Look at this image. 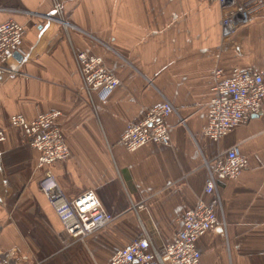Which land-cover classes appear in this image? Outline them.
<instances>
[{
    "label": "crops",
    "instance_id": "0c3cea01",
    "mask_svg": "<svg viewBox=\"0 0 264 264\" xmlns=\"http://www.w3.org/2000/svg\"><path fill=\"white\" fill-rule=\"evenodd\" d=\"M63 2L64 23L50 0H0V25L25 27L18 73L0 80V264H108L144 236L162 249L204 193L205 160L233 147L249 166L218 181L219 225L197 241L201 264H264V107L218 142L203 135L216 71L264 73V12L225 40L215 0ZM75 52L103 57L121 82L104 101L94 94L95 108ZM165 102L175 109L167 119L171 146L128 151L126 127ZM53 111L61 112L70 156L38 169V152L10 117ZM47 173L68 200L94 192L114 221L84 241L70 236L40 188Z\"/></svg>",
    "mask_w": 264,
    "mask_h": 264
},
{
    "label": "built area",
    "instance_id": "2783aa9c",
    "mask_svg": "<svg viewBox=\"0 0 264 264\" xmlns=\"http://www.w3.org/2000/svg\"><path fill=\"white\" fill-rule=\"evenodd\" d=\"M222 9L223 39L232 38L242 27L264 12L263 0H215ZM56 17L64 23L63 0H50ZM25 27L8 21L0 25V80L5 74L16 75L23 59L21 47ZM75 60L82 77V91L95 108L94 94L106 100L120 86L119 78L105 64L103 57L75 52ZM214 96L208 110V123L203 135L218 142L233 129L247 124L254 116L263 114L264 73L254 69H235L232 77L224 78L222 71L215 74ZM175 112L169 102L149 110L144 121L130 124L121 137V143L130 152L149 143L171 146L170 126L167 119ZM60 111L40 113L29 120L23 114L10 117V125L23 131L31 149L38 152V169L66 160L70 150L63 129L58 123ZM5 135L0 131V141ZM208 177L203 195L196 207L182 218V229L172 243L157 249L148 236L132 240L116 251L108 264H201L197 241L219 225L218 211L222 199L218 181L237 179L249 164L238 147L218 155L213 161L205 160ZM41 190L48 196L62 218L67 233L84 241L110 225L115 217L104 209L92 191L74 200L61 193L54 177L47 173L40 182ZM212 196L210 202L204 196ZM139 208H143L140 204Z\"/></svg>",
    "mask_w": 264,
    "mask_h": 264
}]
</instances>
